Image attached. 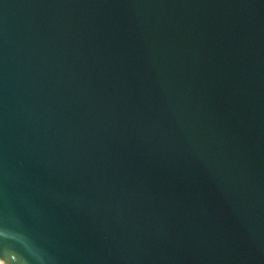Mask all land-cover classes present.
<instances>
[{"label": "water", "instance_id": "1", "mask_svg": "<svg viewBox=\"0 0 264 264\" xmlns=\"http://www.w3.org/2000/svg\"><path fill=\"white\" fill-rule=\"evenodd\" d=\"M0 264H264V0H0Z\"/></svg>", "mask_w": 264, "mask_h": 264}]
</instances>
